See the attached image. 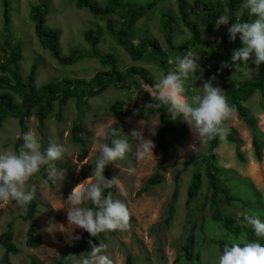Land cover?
Masks as SVG:
<instances>
[{
  "label": "rangeland",
  "instance_id": "obj_1",
  "mask_svg": "<svg viewBox=\"0 0 264 264\" xmlns=\"http://www.w3.org/2000/svg\"><path fill=\"white\" fill-rule=\"evenodd\" d=\"M103 6L106 0H92ZM140 5H145L151 0H128ZM192 2V0H188ZM215 1V0H211ZM223 1V0H219ZM238 12L248 9L244 7ZM43 4L46 11V25L61 32L59 39L60 53L67 56L73 50L89 53L90 44L84 40V33L90 29L100 31L99 44L94 47L97 54H112L120 70L130 67L145 69L151 81L158 82L163 69L158 59L153 54H146L141 60L133 61L128 54L117 45L115 40L105 30V22L93 17L86 9L78 8L75 0H9V30L11 37L5 44V31L3 25V4L0 0V65L10 53L9 46L15 43L21 45V60L18 63L20 74L25 77L32 65H35V86H42L61 78H76L90 80L98 71H105L104 67L95 58H88L72 66H60L45 51L34 34L33 23L30 20V10L33 6ZM176 0H161L157 6L139 20L133 32V38L147 37L154 40L161 47L167 60L174 59L177 54L184 55L186 51H194L200 57L206 58L205 50L191 46V35L181 23L174 25L172 40L175 46L188 50L170 52L164 36L162 17L163 13L172 12L176 15ZM250 14V12H249ZM254 17V16H253ZM118 22L117 17L107 18ZM255 17L253 18V20ZM179 21V20H178ZM216 52L221 48L220 39H211ZM8 59V58H7ZM254 59V57H253ZM169 64V63H168ZM172 70L174 64H169ZM251 67V77L245 76L244 71ZM240 71L230 67L221 69L216 76L214 86L223 91L226 84L239 86L244 81L258 79L264 76V64L256 72L255 65L249 61L248 65H241ZM8 78L7 73L0 72V78ZM202 86L200 80L191 78L185 81L187 95L191 97ZM139 88V85L136 86ZM143 94H150L140 90L135 101L130 97V90H108L101 96L86 99L83 104H76L75 99H70L66 104H55L47 117L40 122L34 109L24 119L22 126L12 117L2 120L0 126V153L4 151H17V142L20 146L23 133L33 129L38 133L42 150H46L49 143L62 144L66 149L64 160L56 163L57 168L65 172L64 180L51 187L44 183L47 176L46 168L33 178L30 183L37 185L36 214L34 217L35 232L40 237L38 247H26V232L28 222L24 220L26 209L18 207L15 202H0V234L7 225L12 226L14 244L18 249L16 255H10V264H52L76 240L72 236L87 233L82 229H71L67 221L65 201L72 189L83 180L87 179L93 171L95 158L99 155V145L104 143L101 133L112 125L115 116L109 112V107L115 101L124 102V108L133 109L134 114L124 120L123 134L132 144V151L126 154V159L111 164V179L114 178L116 193L114 199L124 202L131 214V229L129 231L105 232L101 235L99 243L106 244L108 255L114 264H124L126 254H130L135 264H218V257L223 251L225 243L239 242L241 237L225 231L220 222L213 220V215L219 212L222 216H233L235 219L244 217V214H255L264 221V91H255L243 103L248 115L255 119L256 126L262 133V159L254 160L251 141L252 136L247 125L238 117L226 122V126L240 141L238 152L241 160L237 158L235 146L221 141L217 150L216 167L218 181L234 197L246 202V207L241 202L211 203L207 179L203 166L198 169L201 174L200 190L197 196L187 202V191L192 183L195 172L193 163L201 162L208 152V145L196 141L188 125L183 122L182 116L174 120L176 129L166 139L167 166L162 172L163 181L160 185L150 188L147 193H140L146 181L154 174L159 162L160 153L155 147L153 156H146L143 160L136 159L138 141L133 140L130 133L143 127V136L157 141L160 122L157 116H146V104ZM116 120V119H115ZM74 121H79L82 128L80 137L85 141L81 146L72 143L70 132ZM142 124V125H141ZM115 125V124H114ZM113 125V127H114ZM153 130L155 135H153ZM129 167L135 168L134 174H129ZM51 182V181H50ZM174 191H177L175 203L170 207ZM90 204V203H89ZM88 204V205H89ZM86 205V206H88ZM171 212L170 222H166ZM239 223V221H238ZM194 228V253L198 254L199 261H187L182 256V245ZM247 239V237H246ZM248 240V239H247ZM243 246V245H241ZM4 251L0 248V264Z\"/></svg>",
  "mask_w": 264,
  "mask_h": 264
},
{
  "label": "trees",
  "instance_id": "obj_2",
  "mask_svg": "<svg viewBox=\"0 0 264 264\" xmlns=\"http://www.w3.org/2000/svg\"><path fill=\"white\" fill-rule=\"evenodd\" d=\"M78 8L86 9L93 17L102 19L105 22V30L111 36L118 46L128 54L131 60L139 61L146 54H153L159 61V65L163 69L165 75L168 71L172 70V67L168 64L167 56L162 51L161 47L154 40L147 37L133 38L129 33L133 32L136 23L143 17L147 16L161 0H151L145 5H140L128 0H106L105 5L100 6L92 0H75ZM245 0H176L177 13L172 12L163 13L162 26L164 31L165 40L167 43V49L170 52H176L178 50H184L175 46L172 40V34L174 25L181 23V25L188 30L191 35V46L193 48L200 47L205 50L207 54L206 58L200 60L201 68L203 69V76L201 83L207 81L209 78L219 74L221 70V64L227 62L231 64V55L234 49L240 48L241 42L239 35L233 42L229 40L228 28L237 21L239 22H252L253 15L249 14L246 10L238 12L242 9V5ZM3 4V27L5 31V44L11 37L9 30V0H2ZM228 15L230 17L227 25H220L218 29L214 30L215 21L223 16ZM30 20L33 23L34 34L39 40L42 48L49 52L52 58L60 66H72L82 60L88 58H95L101 65L107 67L105 71H98L90 80L84 79H68L61 78L55 81H51L42 86H35V71L36 66L32 65L29 73L23 77L18 68V63L21 60V45L15 43L13 46H9L10 53L8 56H4L5 60L0 65V72L7 73L8 78H0V126L2 120L7 117H12L19 121L22 126L25 118L30 117L32 111L36 109V115L42 122L47 115L52 111L53 106L57 103L59 105L66 104L70 99H75L76 104H83L84 100L101 96L108 90L128 91L133 86L139 85V81L142 80L145 84L153 85L150 79L149 73L142 68L130 67L125 70H120L116 63L114 56L107 53L106 55L97 54L94 47L99 44L100 31L96 29H90L84 33V40L87 41L91 50L89 53H84L80 50H73L67 56H62L60 53L59 39L61 32L55 28H49L46 25V11L43 4L33 6L30 10ZM111 17H117L118 22H113ZM179 20V21H178ZM220 39L221 48L216 52L215 46L211 39ZM188 50V49H185ZM8 58V59H7ZM230 67L223 68L228 70ZM199 73H197V76ZM216 83V79L213 84ZM224 95L226 96L228 103L234 105L237 109L238 117L247 125L250 134L252 136L251 146L253 151L254 160L260 162L262 159V133L256 126L255 119L248 115L246 109L242 106L243 103L254 93L255 91H264V76L244 81L237 87L232 84H226L224 87ZM145 104L147 105L151 101V96L143 94L142 96ZM124 102L121 100L115 101L109 107V112L115 116L118 123L114 127L122 128L125 130L124 120L134 114V110H127L124 108ZM146 116H157L160 122L158 128L156 147L160 153V162L154 172V174L146 181L145 186L141 189L140 193H147V191L162 183V172L167 166V136L173 133L176 129L175 122L169 117L166 108L159 110L145 107ZM82 133L81 124L79 121H74L72 124L70 138L71 142L81 146L85 145V141L80 137ZM20 141L17 142V151L20 148ZM228 144L235 146L237 158L242 159L238 147L240 141L235 137L234 133L230 131V134L224 140ZM108 142L109 141H104ZM221 140L217 137L212 140L208 145V152L201 162L193 163L195 166V172L193 173V180L187 191V204L192 201L200 190L201 174L198 169L203 166V172L207 179L208 189L210 192L209 201L213 204L216 201L222 202H241L246 207V202L234 197L230 194V190L225 188L218 181V169L216 167L217 150L219 148ZM103 175L111 180V164L108 165ZM44 180L47 176L43 175ZM48 186L51 187L52 183L49 181ZM111 191L114 195L116 188L113 185L111 189L105 191ZM177 197V191H174L171 201L172 205L175 203ZM88 207H94L91 203ZM37 203L33 200L28 206L24 217V220L28 222V228L26 232V247L35 248L41 243V239L36 235L34 217L36 214ZM171 212L166 222H170ZM215 222H220L223 229L233 234L235 237L239 235H246L249 241H257L264 244V238H257L254 234V230L251 225L244 220V217L235 219L233 216H222L219 212L213 215ZM239 221V223H238ZM194 228L191 229L190 235L182 245V256L187 261H199L198 254L194 251ZM103 234V233H102ZM100 234L97 238L90 237L86 233L80 240L71 244L66 250L62 251L58 258L52 264H73V257L76 259H82L87 256L91 251L88 241L98 246ZM0 248L3 249L4 254L2 257V264H10V255H16L18 249L14 244V234L12 226L7 225L6 230L0 234ZM34 264H38L34 261ZM125 264H134V259L130 254H126Z\"/></svg>",
  "mask_w": 264,
  "mask_h": 264
},
{
  "label": "clouds",
  "instance_id": "obj_3",
  "mask_svg": "<svg viewBox=\"0 0 264 264\" xmlns=\"http://www.w3.org/2000/svg\"><path fill=\"white\" fill-rule=\"evenodd\" d=\"M244 7L255 19L252 22L237 21L228 28L229 40L234 42L239 35L242 46L233 50L231 64L224 62L221 68L232 67L235 71H240L242 64L248 65L251 61L257 72L259 66L264 64V0H246ZM229 20L228 15L219 17L215 21L214 30L220 25H227ZM168 63L174 64L175 68L166 75L161 74L159 81L153 85L140 80L139 88L133 86L130 89L129 98L135 101L140 90L148 92L151 101L155 102H149L146 107L157 110L166 108L172 120L182 116L196 141L202 145H209L217 137L221 141L226 140L230 134L226 122L235 118L237 109L228 103L224 91L214 86L215 76L197 87L199 90L196 94L191 97L187 95L185 81L191 78L195 82L202 80L203 76L197 52L186 51L184 55L177 54L174 59L170 58ZM244 74L251 77V67L245 70ZM116 123L118 122L113 118L112 125L101 133L104 140H110V143L99 145V155L95 158L92 174L78 183L65 201L64 208L71 229H82L90 237L97 238L105 232H124L131 229V214L127 205L120 199H114L111 191H107L105 195V191L114 185V178L109 180L103 175L105 168L126 159V154L132 151V144L123 134L122 128L113 127ZM142 133L143 127L130 133L133 140L138 141L135 153L137 160L153 156V149L156 147L155 143L146 139ZM152 134L155 135L154 130ZM21 139L23 143L18 151L0 153V202H15L18 207L26 209L37 193V185L30 181L42 168L47 171L44 183L51 181L52 184L58 183L60 186L65 172L60 171L56 163L64 160L67 149L60 143L51 142L46 150H42L40 137L33 129L23 133ZM128 173L134 174L135 168L129 167ZM89 203L94 207L86 206ZM244 220L252 226L257 238H264V221L255 214L247 213L244 214ZM80 239V235L71 237V240ZM88 243L91 251L82 259L73 257V264H114L113 260L104 254L108 247L106 244L99 243L97 246L91 240ZM218 264H264V244L258 240L249 241L243 236L239 242L225 243L218 257Z\"/></svg>",
  "mask_w": 264,
  "mask_h": 264
}]
</instances>
